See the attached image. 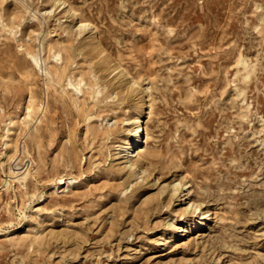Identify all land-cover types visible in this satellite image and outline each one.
Listing matches in <instances>:
<instances>
[{
  "label": "rangeland",
  "instance_id": "rangeland-1",
  "mask_svg": "<svg viewBox=\"0 0 264 264\" xmlns=\"http://www.w3.org/2000/svg\"><path fill=\"white\" fill-rule=\"evenodd\" d=\"M0 264H264V0H0Z\"/></svg>",
  "mask_w": 264,
  "mask_h": 264
},
{
  "label": "bare ground",
  "instance_id": "bare-ground-1",
  "mask_svg": "<svg viewBox=\"0 0 264 264\" xmlns=\"http://www.w3.org/2000/svg\"><path fill=\"white\" fill-rule=\"evenodd\" d=\"M142 108H145L144 104ZM143 122L144 120H142L140 115L135 116L134 119L130 122V126L127 128L130 139H131L129 143L130 144L133 143L132 144L133 147H135L136 145L137 146L132 151H129V150L126 151V149L123 147V149L121 150L122 154L118 155L119 157H122L123 159L122 162H124V164L129 168L134 167L133 157L137 156L138 152L141 150V148L144 146L146 142ZM59 182L64 183L65 180L60 178ZM172 190H173V193L178 196V199L180 200V202H183L185 200L184 201V203L186 204L185 208H191L192 213L195 215V217L191 219L190 221H188V223H185L184 225H179L177 227L179 228L178 229L179 235L183 236V235H186L190 231H198L202 228H205L208 224V220H209L208 217L210 216H208L206 213L201 211L198 204L190 200V198L187 196L189 189L187 187H184L183 184H180V182H176L175 184L172 185ZM180 220L178 219V221Z\"/></svg>",
  "mask_w": 264,
  "mask_h": 264
}]
</instances>
